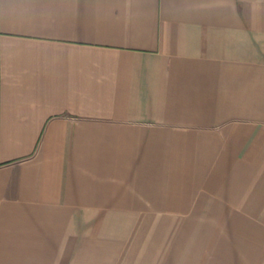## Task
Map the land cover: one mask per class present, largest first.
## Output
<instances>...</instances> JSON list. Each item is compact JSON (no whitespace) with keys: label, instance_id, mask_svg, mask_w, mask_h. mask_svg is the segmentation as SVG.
Instances as JSON below:
<instances>
[{"label":"crops","instance_id":"1","mask_svg":"<svg viewBox=\"0 0 264 264\" xmlns=\"http://www.w3.org/2000/svg\"><path fill=\"white\" fill-rule=\"evenodd\" d=\"M0 264H264V0H0Z\"/></svg>","mask_w":264,"mask_h":264}]
</instances>
